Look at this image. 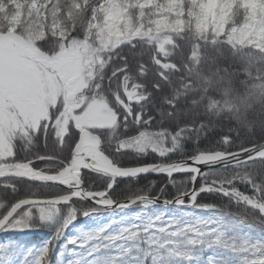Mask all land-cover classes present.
Listing matches in <instances>:
<instances>
[{
    "label": "snow or ice",
    "instance_id": "6c2138e0",
    "mask_svg": "<svg viewBox=\"0 0 264 264\" xmlns=\"http://www.w3.org/2000/svg\"><path fill=\"white\" fill-rule=\"evenodd\" d=\"M258 107L264 0H0V264H264Z\"/></svg>",
    "mask_w": 264,
    "mask_h": 264
},
{
    "label": "trees",
    "instance_id": "16d2710c",
    "mask_svg": "<svg viewBox=\"0 0 264 264\" xmlns=\"http://www.w3.org/2000/svg\"><path fill=\"white\" fill-rule=\"evenodd\" d=\"M256 111H261L264 112V109H260L259 107L256 109ZM260 120H264V114L260 115L259 117ZM215 135V133L213 134ZM202 145L203 143H206V141H202L201 142ZM186 147L191 148L192 145L189 143L186 145ZM184 174L182 175H177L176 178L180 179L183 177ZM152 179H162V177H149ZM141 184L146 183L145 180H141L140 181ZM171 190V189H170ZM209 202H216V203H227L226 200L224 201H220L219 198H215L214 200H210ZM232 211H235V207L233 206L231 209ZM106 222V220L102 219L100 221L97 222H93L92 220H89L88 218L83 217L82 215L78 217L77 221L74 222V227L70 226L69 229L67 230L68 232H71L73 234H75V232L77 231V229L79 228H84V229H88L91 227H95L96 223H103ZM93 224L92 226H89V224ZM51 238V230L47 229V228H37L35 230H33L32 232H30V234L28 235H22V236H17V237H13L11 235H7L3 232H0V241H6V240H10V239H19L20 241H23L25 243H29V244H35L38 245L40 244L42 241L46 240V239H50ZM211 253H206L205 255H210ZM53 264H56L57 262V256L54 254L53 255Z\"/></svg>",
    "mask_w": 264,
    "mask_h": 264
},
{
    "label": "rangeland",
    "instance_id": "374dc122",
    "mask_svg": "<svg viewBox=\"0 0 264 264\" xmlns=\"http://www.w3.org/2000/svg\"><path fill=\"white\" fill-rule=\"evenodd\" d=\"M92 225H93V224H91V223L89 224V226H92Z\"/></svg>",
    "mask_w": 264,
    "mask_h": 264
},
{
    "label": "water",
    "instance_id": "95a60500",
    "mask_svg": "<svg viewBox=\"0 0 264 264\" xmlns=\"http://www.w3.org/2000/svg\"><path fill=\"white\" fill-rule=\"evenodd\" d=\"M177 175H182V174H177ZM177 175H176V176H177ZM89 203H90V202H89Z\"/></svg>",
    "mask_w": 264,
    "mask_h": 264
}]
</instances>
